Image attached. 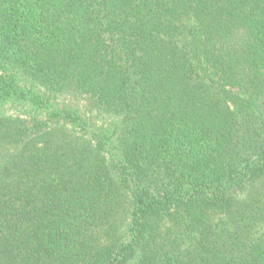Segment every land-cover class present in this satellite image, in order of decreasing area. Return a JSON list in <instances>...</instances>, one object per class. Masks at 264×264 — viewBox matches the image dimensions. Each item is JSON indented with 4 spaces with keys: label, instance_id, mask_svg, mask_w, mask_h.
I'll return each mask as SVG.
<instances>
[{
    "label": "trees",
    "instance_id": "1",
    "mask_svg": "<svg viewBox=\"0 0 264 264\" xmlns=\"http://www.w3.org/2000/svg\"><path fill=\"white\" fill-rule=\"evenodd\" d=\"M0 264H264V0H0Z\"/></svg>",
    "mask_w": 264,
    "mask_h": 264
},
{
    "label": "rangeland",
    "instance_id": "2",
    "mask_svg": "<svg viewBox=\"0 0 264 264\" xmlns=\"http://www.w3.org/2000/svg\"><path fill=\"white\" fill-rule=\"evenodd\" d=\"M80 106L82 107H85V102L84 101H81L80 102ZM6 107V109H8L9 110V112L11 113V114H14L15 113V108H13L12 106H11V104L9 103L8 105H6L5 106ZM96 113V112H95ZM111 116L109 115V114H107V113H103L102 115H101V117H100V119L98 120L97 119V122L101 125V120L102 119H106V120H108V121H110L111 120V118H110Z\"/></svg>",
    "mask_w": 264,
    "mask_h": 264
}]
</instances>
